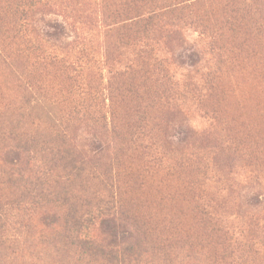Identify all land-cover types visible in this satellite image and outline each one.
Segmentation results:
<instances>
[{
    "label": "rangeland",
    "instance_id": "obj_1",
    "mask_svg": "<svg viewBox=\"0 0 264 264\" xmlns=\"http://www.w3.org/2000/svg\"><path fill=\"white\" fill-rule=\"evenodd\" d=\"M226 1L212 0L205 4L202 9L210 12L205 17L212 22L221 20L224 12L227 13L223 9ZM11 4L12 0H0V205L13 206L33 184L25 160L13 166L15 146L30 150L36 165L42 170H52L53 179L39 189L38 196L45 203L43 224L31 231H15L18 236L11 248H0V264H169L170 259L177 260L176 264H189L183 252L169 258V235L173 230L191 228L193 237H202L196 223L190 220L187 196L192 188L189 185L224 175L234 164L229 154L210 166L196 159L210 140L203 133L204 110L217 118L212 134L219 131L234 144H243L248 160L256 162L254 144L264 150V29L253 27L255 13L236 12L250 27L226 35L223 57L211 58V66L214 64L220 71L211 94L202 101L206 105L198 103L197 108L190 109L188 122L178 125L176 137H169L174 143H169L164 167L148 173L144 161L127 143H113L114 157L109 161L96 164L90 160L93 133L65 124L72 97L68 77L57 67L46 68L42 61L44 51L62 55L59 43H72L74 32L68 31L64 39L51 34V40L31 32L17 34L12 25L15 17ZM230 4L241 6L238 1ZM52 10H58L57 6ZM195 48L199 58L203 48L200 45ZM123 53L120 48L118 55ZM189 55L182 56V64H170L175 79L184 80V86L187 80L195 84L199 80L197 70L201 65L195 64L189 71V65H194L189 64ZM107 69L102 65L99 71L89 72V80L101 91L99 101L104 112L108 114L113 105L121 131L126 132L128 119L125 103L121 101L126 86L118 81L108 84ZM145 81L139 74L132 84L138 92L145 91L151 84ZM126 94L129 105L135 106L137 95ZM188 127L193 130H187ZM112 196H115L117 221L105 218L102 223L94 222L99 206H104ZM119 222L137 227L140 233L122 246L128 247L127 251L118 248L119 253L114 254L112 244H119L123 238L115 228ZM39 229L42 234L35 240L32 235ZM76 234L83 241L76 239L70 244V238ZM139 242L147 244V248ZM209 261L204 257L197 263Z\"/></svg>",
    "mask_w": 264,
    "mask_h": 264
},
{
    "label": "trees",
    "instance_id": "obj_2",
    "mask_svg": "<svg viewBox=\"0 0 264 264\" xmlns=\"http://www.w3.org/2000/svg\"><path fill=\"white\" fill-rule=\"evenodd\" d=\"M12 1L11 12L15 17L12 25L17 34L31 32L51 40V34L63 38L68 36V31L74 32L72 43H59L62 55L44 51L42 61L46 68L57 67L68 77L72 97L65 124L93 133L90 160L96 164L109 161L114 157L112 144L127 143L144 161L148 173H156L164 167L169 143H174L169 137H176L178 125L188 122L190 109L197 108L196 105L202 103L209 92L211 94L220 71L214 64L211 66V58L223 57L226 35L250 27L237 17L236 12H254L253 27L264 29V3L261 0H227L223 4L227 13L224 12L216 23L205 17L209 10L202 9L212 0ZM232 1H238L241 6L233 7ZM54 5L58 10H52ZM196 45L203 48L199 58L194 50ZM120 48L124 53L118 55ZM184 54H190L189 64H194L189 65V71L195 64L201 65L196 84L187 80L184 86V80H176L170 69V64H182ZM102 65L108 68V84L118 81L126 86L121 94L128 119L126 132L121 131L120 118L113 105L108 114L104 112L99 101L101 91L89 80V72L99 71ZM139 74L146 83L151 82L145 91L138 92L132 84ZM126 93L137 95L135 106L129 105ZM204 111L201 115L203 133L210 140L204 153L196 159L210 166L219 157L229 154L234 164L224 175L196 180L189 185L192 188L187 196L189 216L202 237H193L191 228L173 230L169 235V258L183 252L189 264H198L204 257L210 260L208 264H264V150L254 144L256 162L248 160L243 144H234L219 131L212 134L217 118ZM13 151L16 153L13 166L25 160L33 184L13 206L0 205V248L3 250L11 248L17 240V232H27L43 224L45 203L38 196L39 189L53 179L52 170H42L36 165L30 150L15 146ZM114 198L108 197L104 206H99L94 222L102 223L105 218L117 221ZM51 208L56 209L55 206ZM115 228L123 236L119 244H112L113 253L118 254V248L128 250L122 246L134 240L140 230L121 222ZM41 234L39 229L32 238L39 240ZM76 239L83 241L76 234L70 238V244ZM85 241L89 242L87 238ZM147 246L143 244L144 249ZM176 261L170 259L169 264H176Z\"/></svg>",
    "mask_w": 264,
    "mask_h": 264
}]
</instances>
